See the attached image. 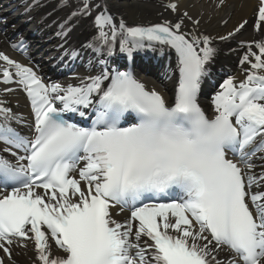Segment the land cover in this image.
I'll return each mask as SVG.
<instances>
[{
    "label": "snow or ice",
    "instance_id": "6c2138e0",
    "mask_svg": "<svg viewBox=\"0 0 264 264\" xmlns=\"http://www.w3.org/2000/svg\"><path fill=\"white\" fill-rule=\"evenodd\" d=\"M161 6L129 23L116 0H56L64 81L0 51V264H264V0L218 36ZM221 44L243 79L214 68ZM157 68L170 96L139 78Z\"/></svg>",
    "mask_w": 264,
    "mask_h": 264
},
{
    "label": "bare ground",
    "instance_id": "6f19581e",
    "mask_svg": "<svg viewBox=\"0 0 264 264\" xmlns=\"http://www.w3.org/2000/svg\"><path fill=\"white\" fill-rule=\"evenodd\" d=\"M162 2L166 3L167 0H116V8L118 9V14H123L129 23L155 22L159 19L158 12H163L165 17L174 18V14L164 12L161 6ZM173 2L179 4L181 12L187 11L193 19L200 20V30L212 36L225 35L233 29L239 20L250 17L256 3L253 0H225L224 5L220 6V0H173ZM31 3L32 0H0V15L10 20L11 18L7 15L14 12V15L19 14L23 19L15 24L14 21L8 22L7 35L4 32H0V51L5 52L12 59L24 60V57H26L28 60L30 57L31 61L40 69L47 68L50 70L49 74H52L54 73L53 68L57 63L52 58L57 57L59 54L56 49V45L59 43V39L55 36L57 28L52 21L61 20L65 13L63 11H53L56 0H41L42 7L33 8L30 13H26L25 6ZM48 13H52V15L48 16ZM45 17L47 19H44ZM224 21H227L228 24L224 31H220L225 25ZM13 24L15 29L12 27ZM191 28L192 25L188 23V30H191ZM14 31H19L26 38L29 45L26 52L19 51L17 54L10 46ZM251 36L252 33L249 29L237 39L248 40L251 39ZM220 47L223 51L217 58L214 68L219 70L223 66L229 74L237 75L240 79H243L237 68V56L227 54V45L221 44ZM233 47H235V44H233ZM78 71L83 73L84 70L81 68ZM59 73L56 74L57 77L55 79L53 77L49 78L64 81L66 77ZM162 73L163 68H157L151 72H145L144 76L140 78L149 88L156 87L159 90H163L166 96H170L171 83L163 79ZM72 75L73 73L71 72L67 77L70 78ZM3 87L5 85L0 84V88ZM8 87H15V85H9ZM213 91L214 89L205 85L201 96V104L209 112H211V101L205 98L210 97ZM6 99L14 109L25 115L28 114L24 98L19 91L9 94ZM31 257H33L31 251L27 255L21 254L16 257L17 264H32Z\"/></svg>",
    "mask_w": 264,
    "mask_h": 264
},
{
    "label": "rangeland",
    "instance_id": "374dc122",
    "mask_svg": "<svg viewBox=\"0 0 264 264\" xmlns=\"http://www.w3.org/2000/svg\"><path fill=\"white\" fill-rule=\"evenodd\" d=\"M227 24H228V22H227ZM227 24H225V25L220 29V31H224V29H225V27L227 26Z\"/></svg>",
    "mask_w": 264,
    "mask_h": 264
}]
</instances>
